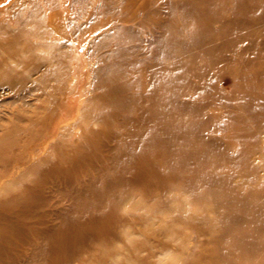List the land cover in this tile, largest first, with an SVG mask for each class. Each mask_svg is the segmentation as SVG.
Wrapping results in <instances>:
<instances>
[{"label": "bare ground", "instance_id": "bare-ground-1", "mask_svg": "<svg viewBox=\"0 0 264 264\" xmlns=\"http://www.w3.org/2000/svg\"><path fill=\"white\" fill-rule=\"evenodd\" d=\"M19 1L0 0V29L7 18L36 27H22L25 42L9 56L45 71L21 76L8 100L46 95L60 121L85 123L54 145L57 160L40 159L0 189V264H118L124 251L152 264L200 243L187 264H264V0ZM38 49L45 55L31 57ZM225 75L240 88L234 98L218 82ZM2 140L1 149L15 146ZM130 170L159 178L147 187L177 180L203 190L213 214L180 203L190 231L140 228L149 236L137 243L114 228L140 220L117 212L131 199L122 195ZM97 239L121 244L93 259Z\"/></svg>", "mask_w": 264, "mask_h": 264}, {"label": "rangeland", "instance_id": "rangeland-1", "mask_svg": "<svg viewBox=\"0 0 264 264\" xmlns=\"http://www.w3.org/2000/svg\"><path fill=\"white\" fill-rule=\"evenodd\" d=\"M16 1L17 0H13V6ZM20 1L18 4H20ZM16 7L19 8V6ZM24 9L25 6L19 8L20 12ZM59 9L60 8L57 10ZM2 16L3 14H0V17ZM11 20L14 21V23H10V20L7 18L3 23L4 28L0 29V62L6 61V64H2V67L0 68V140L3 139L2 141H5L7 139H12L15 146L11 149L6 146L2 149L0 148V189L8 183H11L13 180L16 181L18 177L20 178L22 173L28 172L29 168H31L40 159H44L46 156L58 159L59 152H57L54 145L64 136H74V132L79 131L78 125L80 123H85L83 117L82 120H75V117H72L67 121H60V109H55V113L51 114L49 113V106L46 105V102H43L46 95H42L39 99H36L35 96H28L25 98L28 99V103L25 102V99L16 98L14 100H8L9 97H13L10 92L12 87H15L22 80L21 76L37 77L45 71V65L42 64L38 67L37 71L32 72L34 67L33 64L23 66L21 63L19 64L20 56H9V52L13 50V47H15L14 50L19 49V47H21L25 42V28L23 29L22 27H36L35 20L31 24H23V22L19 21L17 22L15 21V18H12ZM21 33L22 37H18ZM33 40L39 41V39L36 38H33ZM71 52L73 53V51ZM45 53V50L38 49L36 52L31 51L30 56L32 57L37 55V57H41L45 55ZM81 78L86 82L87 74H81ZM218 82L220 84L222 83L224 92L232 98H234L233 93L235 94L236 90L240 89L238 85L236 86L233 84L226 75L219 77ZM80 93V91L73 93L75 95L73 98L78 100ZM230 102L233 104L234 100L230 99ZM67 104H69V102H66V106ZM35 120L37 122H33ZM47 121H49V123H47ZM68 121H71V123L74 122L75 124H73L75 127L70 126L71 124L65 125ZM72 127L73 130L70 129ZM95 127H97V125ZM216 133L217 135L220 134L221 130H216ZM47 135L48 137L45 138ZM9 136H11V138H8ZM74 137L76 138V136ZM111 145H114V143L112 142ZM120 162L122 161L120 160ZM3 165L6 166V169H2ZM243 168H245L244 164L242 167L239 166L240 170ZM263 170L264 167L261 166L260 172H264ZM171 172L174 174L172 170ZM127 173H129L128 179L131 178L130 181L133 179L134 183H132L133 185H127V187L122 191V195H130L131 199L128 203L126 199H124L126 204L125 207L117 205V212L125 213L130 218H133V216H135V219L140 217L141 221L137 219L139 223H129L122 220L119 221V219L116 220L115 218L116 223L114 222V228L118 231L125 229L135 234V240L139 244L143 240L148 239L149 236L147 234L137 236L136 234L139 233L140 228L149 230L148 232L152 234H154V232L156 233L157 228L160 226L167 227L175 233L177 228H183L190 231L189 228L192 227L193 222L183 221L181 219V212L178 211L179 208L177 210L176 205L187 203L189 213L194 215L195 213L199 214L201 212L213 214V208L210 205L209 196L207 195L206 198H199V195L203 193V190L189 189L187 186H184L181 181L177 180L169 183H161L159 187H147L145 184L146 181L159 180L154 173H146L142 177L136 176L131 172V170ZM33 176V174L30 175L31 179H35V176ZM234 177L237 179L244 178L241 174L235 175ZM21 180L22 179L19 181ZM18 190L22 193V188ZM51 201L57 205L62 204L61 202H58L57 198H53ZM107 208H112L111 203H106V209ZM43 210L47 212L46 206H43L42 211ZM51 217L52 224H55L58 219H54V215L52 214ZM107 218H110V220L114 219V217ZM2 230L3 228H0V233H2ZM94 242L95 243L89 247L90 254L88 253L90 257L93 256V259L94 257L99 256L110 257L116 250L114 245L121 244L119 242H115L114 239L105 243H101V239L94 240ZM126 243H129V241L126 240ZM200 244H196V246H192L193 244L175 246L172 254L165 256V260L163 262H159L156 258H154L151 263L187 264L185 261L188 257V253L193 249L190 248V246L198 250L200 249L198 247ZM130 253V251H124V254L121 256L118 264H130V262L131 264H139L140 259H132L129 256ZM192 257L197 258V255H192ZM94 263L95 261H92L90 264ZM189 264L198 263L197 260H195L194 262H189Z\"/></svg>", "mask_w": 264, "mask_h": 264}]
</instances>
